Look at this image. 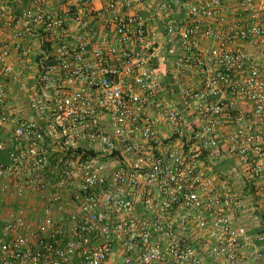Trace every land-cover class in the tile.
<instances>
[{"label": "built area", "instance_id": "2783aa9c", "mask_svg": "<svg viewBox=\"0 0 264 264\" xmlns=\"http://www.w3.org/2000/svg\"><path fill=\"white\" fill-rule=\"evenodd\" d=\"M0 20V264H264L261 0H0Z\"/></svg>", "mask_w": 264, "mask_h": 264}, {"label": "crops", "instance_id": "0c3cea01", "mask_svg": "<svg viewBox=\"0 0 264 264\" xmlns=\"http://www.w3.org/2000/svg\"><path fill=\"white\" fill-rule=\"evenodd\" d=\"M153 1L159 3V0H153ZM261 2L264 3V0H261ZM24 4L27 5V2L25 1ZM22 8H23V6L17 7V9H16L17 14H18L19 12H21ZM229 14H231V15L229 16V18H230V20H232V19H233L232 11H230ZM182 16H184V14L180 15V17H182ZM95 25H96V28H97V30L99 31L100 34H103V33H109V32L111 31L110 28H106V27H104V26L102 25V22H100L99 20H96V21H95ZM11 31H12V29L9 28L8 26L4 25V21H3V20H2V21L0 20V38H1L2 40H4V41L11 42V41H12V34H11ZM37 37H38V36L35 34V35L33 36V38L31 39V42H30V46H31V47H30V51H29V53H30L29 60L33 62V66H35V65H34V62H35V61H34V60H37L38 58H40V56H41L42 53H43V50H44V49H47V47H48V45H49V44H48L47 47H44V48L38 46L37 43H36V41L38 40ZM248 47L251 49L252 46H249V45H248ZM51 63H53V62H51ZM34 73H35V70H33V74H34ZM224 164H227V163H224ZM246 216H247V214L243 217L242 221H246V222H247L248 219L251 217V216H248V217H246ZM251 219H252V217H251Z\"/></svg>", "mask_w": 264, "mask_h": 264}, {"label": "rangeland", "instance_id": "374dc122", "mask_svg": "<svg viewBox=\"0 0 264 264\" xmlns=\"http://www.w3.org/2000/svg\"><path fill=\"white\" fill-rule=\"evenodd\" d=\"M226 166H224V168H229V164H225ZM252 217V216H251ZM251 217L248 219L247 223L249 224V226H255V224H257V220L256 219H251Z\"/></svg>", "mask_w": 264, "mask_h": 264}, {"label": "trees", "instance_id": "16d2710c", "mask_svg": "<svg viewBox=\"0 0 264 264\" xmlns=\"http://www.w3.org/2000/svg\"><path fill=\"white\" fill-rule=\"evenodd\" d=\"M48 43H44V47H47ZM4 158V153L0 152V159Z\"/></svg>", "mask_w": 264, "mask_h": 264}]
</instances>
